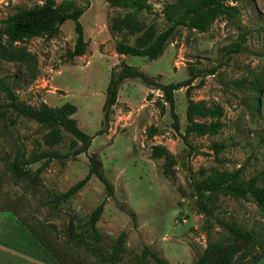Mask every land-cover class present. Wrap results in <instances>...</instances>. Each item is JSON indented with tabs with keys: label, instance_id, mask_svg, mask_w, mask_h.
Here are the masks:
<instances>
[{
	"label": "rangeland",
	"instance_id": "1",
	"mask_svg": "<svg viewBox=\"0 0 264 264\" xmlns=\"http://www.w3.org/2000/svg\"><path fill=\"white\" fill-rule=\"evenodd\" d=\"M176 3L148 0V9L135 11L112 7L106 0H0V31L12 17L45 5L82 11L85 49L80 56H74V21L61 24L55 38L41 36L16 44L36 58L38 72L18 96L35 107L72 105L71 118L90 140L11 112L0 118V212L23 222L60 256V264H128L145 246L170 264H193L208 244L227 237L220 220L258 232L264 241V207L256 199L205 192L210 210L205 216L193 196L194 185L206 180L229 179L245 187L264 167V86L261 106L252 108V83H264V0H221L219 7L200 11L196 26ZM129 14L143 25L142 33L119 28ZM117 46L142 48L147 56L120 55ZM122 63L162 85L199 75L190 88L175 92L179 131L163 92L138 78L121 84L104 124L105 92L112 72L118 74ZM20 69L0 59V79L11 82L23 75ZM190 101L211 111L194 115V123L205 132L188 130ZM80 148L87 152L75 160L48 163L38 184L16 178L10 170L16 157L52 151L66 155ZM160 151L173 156L170 169L169 161L156 156ZM91 155L102 161L114 196L108 198L105 186L92 177L68 204L56 205V195L87 176ZM42 164L30 166L31 171ZM240 168L243 172L236 179ZM103 201L97 224L102 242L75 241L70 225H80ZM122 233L126 250L116 256L111 239ZM245 261L264 264V254L252 250Z\"/></svg>",
	"mask_w": 264,
	"mask_h": 264
},
{
	"label": "trees",
	"instance_id": "2",
	"mask_svg": "<svg viewBox=\"0 0 264 264\" xmlns=\"http://www.w3.org/2000/svg\"><path fill=\"white\" fill-rule=\"evenodd\" d=\"M112 7L143 11L149 8L148 0H106ZM221 0H177L176 7H179L185 13V19L191 21V24L197 25L195 18L202 9H213L219 7ZM82 16V11L66 12L55 9L49 5L25 10L19 15L9 19L8 25L0 31V59L10 63H15L20 66L23 75H16L13 81H8L7 78L0 79V118H6L7 114L11 112L17 117L27 118L33 120L41 125L49 128H61L65 132L71 134L78 140H90L83 131L79 128L77 122L71 118L74 113L72 105H65L60 108H52L45 103L35 107L20 100L18 91L27 88L37 78V61L27 50L16 46L18 43H23L35 37L47 36V38H55L60 33V25L66 21L75 22V30L77 33V44L74 56H80L85 49V35L83 26L79 19ZM170 18V14H167ZM120 29L128 30L131 34L142 33L145 30L141 23H138L134 15H127L120 21ZM117 51L120 55L133 57H146L147 52L140 48H122L117 46ZM162 51V50H161ZM161 53V52H160ZM199 75H192L187 81L180 83H170L167 85L159 84L151 80L146 74L136 70L133 67L122 63V70L116 74L112 72L109 84L105 92L104 124L109 121L112 108L117 103L118 93L121 84L128 78H138L148 88L160 90L163 92L165 102L169 104L171 114L174 119L175 129L180 130L179 119L175 112L176 100L175 92L182 88H190L193 81ZM264 83L253 82L252 93L255 101L252 108L257 109L261 106L259 100ZM210 114L211 111L203 104H197L193 101L189 102L187 109V117L191 126L188 127L189 132L198 131L205 132L204 127L194 123V115L196 114ZM100 131L99 134H102ZM187 141V139H184ZM264 144V143H263ZM217 147L223 148L221 145ZM86 148H80L73 153L61 155L58 152H43L40 154H32L30 157H16L10 165V170L16 178L25 179L32 184L40 182V174L48 163L54 160H75L79 155L86 153ZM157 157H164L168 163V168L175 164L174 158L166 151L157 152ZM43 162L42 166L32 172L30 166ZM167 168V173L168 169ZM243 169L240 168L234 175V178H240ZM96 177L104 186L107 197L114 196V186L104 175L103 163L96 155L89 157V171L87 176L73 185L68 191L55 196L54 203L56 205L68 204L91 180ZM232 180H206L202 183L194 185L193 196L196 198V204L201 213L205 216L210 214L207 202L203 199V194H215L222 192L226 195H235L242 199L251 196L256 199L264 207V167L257 173L245 187L234 185ZM262 183V187L258 184ZM105 207L103 201L80 225L74 227L70 225L69 232L71 237L79 242L86 243L93 241L99 244L103 240L97 224L100 221ZM123 210L125 208L123 207ZM131 217L134 213L129 212ZM81 222V221H80ZM23 223V222H22ZM227 232V237L224 240L216 241L208 244L206 250L197 258L193 264H244L252 250H261L264 254V241L260 234L255 231L244 230L234 223H229L224 220L218 222ZM24 224V223H23ZM25 225V224H24ZM25 227L35 236V234L26 225ZM38 241L58 260L61 261L54 251L44 245L40 238L35 236ZM127 237L122 233L117 238L111 239V246L113 254L120 256L125 253ZM61 264H64L61 262ZM128 264H170L167 260L159 256L150 247L145 246L140 253L134 254L129 260Z\"/></svg>",
	"mask_w": 264,
	"mask_h": 264
},
{
	"label": "crops",
	"instance_id": "3",
	"mask_svg": "<svg viewBox=\"0 0 264 264\" xmlns=\"http://www.w3.org/2000/svg\"><path fill=\"white\" fill-rule=\"evenodd\" d=\"M0 264H60L18 219L0 212Z\"/></svg>",
	"mask_w": 264,
	"mask_h": 264
}]
</instances>
